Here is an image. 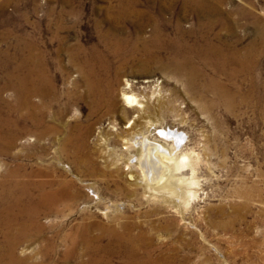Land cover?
Returning <instances> with one entry per match:
<instances>
[{"label":"rangeland","instance_id":"rangeland-1","mask_svg":"<svg viewBox=\"0 0 264 264\" xmlns=\"http://www.w3.org/2000/svg\"><path fill=\"white\" fill-rule=\"evenodd\" d=\"M128 2L0 0V119L23 123L7 106L22 81L29 85L34 52L48 62L54 89L44 134L22 135L0 152V181L13 193H5V204L22 201L26 213L44 207L41 230L27 222L15 256L22 264H85L88 249L110 245L116 233L136 253L147 251L149 264H264V0ZM120 3L137 17L126 12L123 19ZM208 24L211 35L199 29ZM69 52L80 59L120 52L128 62L109 55V73L89 75L91 95ZM144 52L166 63L170 52H222L227 62L218 73L193 57L177 72L156 59L140 65ZM190 68L198 72L193 78ZM211 78L224 84L228 101L203 91ZM124 89L140 107L126 105ZM135 135L189 156L193 175L189 166L177 174L196 177L187 206L167 191L149 196L136 182ZM16 184L28 192L19 197ZM8 230L0 226L1 247L14 233ZM123 259L120 252L111 264Z\"/></svg>","mask_w":264,"mask_h":264},{"label":"bare ground","instance_id":"bare-ground-1","mask_svg":"<svg viewBox=\"0 0 264 264\" xmlns=\"http://www.w3.org/2000/svg\"><path fill=\"white\" fill-rule=\"evenodd\" d=\"M125 3L126 1L124 2V4ZM129 3L130 2H128V5ZM124 4L120 3L119 6V10L122 12V14L123 12H125L123 19L126 18V12L130 15L132 14L131 16L137 17V14L133 13L132 10H130L129 8H125V6L128 5H124ZM130 6H132V3H130L129 7ZM199 7L201 6L198 5V3L195 2L193 3V11L196 13L197 17H198L197 15L198 12H196V10ZM200 25H199V29L203 30L204 33H208L209 35L212 34L211 32H213V25L208 24L205 27H202ZM175 30L177 31L178 34H182V35L186 34L182 31L180 26H177ZM160 31L156 30L155 33L159 35V33H161ZM204 46H206L204 49L207 50L210 47V44L206 42ZM181 47L183 49H187L186 47L183 46ZM177 49L179 50V48ZM88 53L90 54L89 55L84 54V58L82 57V59H80L81 57L80 52H69L68 59L72 62V64L74 63L80 76L82 77L84 76V78H86L88 84L87 91L91 94L92 81L88 79L89 75L93 76V71H95L96 69L104 70L108 74L110 70L108 69V67H111V64L109 62V58H110L109 55L112 57L115 56L116 58H120L121 60H123V63H121V65L123 66L126 62H128L127 61L128 57L125 54H121L120 52H105L103 53L104 56L106 57L105 60L104 56L97 55L98 52H88ZM152 53L153 52H144V55L142 54V59H140L142 61L140 65L145 66L153 59H156V62H159L161 60L159 56L151 55ZM170 54H171L170 62L169 63L159 62V64H161L160 65L161 67H165V68L170 67L172 69H176L177 72H180L182 71V68L184 66L185 68L189 69L191 64L190 65L188 64L191 62V58L193 59V57L194 58L203 57L204 66H210L214 68V70L218 71V73H222L224 70L225 60L224 57L222 56V52H170ZM43 57L44 55L41 52H34L32 57L29 59V61L27 59V61L29 62L27 66L30 67V73H31V76L27 80L29 85H26L22 81L20 85L15 88V94H16L15 105L11 107L9 105L7 106L8 111L10 112L16 111L18 113L23 123H21V125L19 126L15 123V121L12 120L10 121L8 119L7 120L0 119V142L3 143L2 144L3 147H0V152L4 149V147L12 148L15 144L16 139L22 135L36 133L39 136L41 134H44L46 130V127L43 125L42 115L44 109L50 103L49 101L50 96L54 95L53 93L54 89L50 82L51 79H49L50 76L48 75L49 76L48 77L45 71V68L48 67V62H45ZM190 71L187 73V75L191 76L189 78H193L194 74L198 73V72L193 73L194 71L192 70V68H190ZM236 74L237 73H232L228 77L232 78ZM187 83H188L187 85H191L189 83V80ZM202 89L203 91L209 89V91H212L218 95L221 94L226 99V101L230 99L229 93L224 89V84L220 83L215 79L212 78L207 79ZM33 97H39L40 104H34L32 102ZM122 99L124 100L126 105L129 104L131 107H135V106L140 107L138 99L133 94L128 93L125 89L122 93ZM52 100H55L54 97ZM3 140L4 141L6 140L7 143L4 142ZM133 145H136L135 148L137 150V154L135 159L138 167L137 169H139L141 173V178H139L138 180L136 179V182H138L143 186L144 191L148 193L149 196H155L157 194L156 191L158 192L167 191L166 194L168 193L170 195V198L173 199L176 198L178 203H180L178 201V199H180L182 200L181 203L187 206L188 198H193L196 194L195 191L191 190V186L196 185V181L194 180V178L196 177L191 176L190 178L186 179L184 176L178 177L177 174L181 175L182 172L184 171V168L186 167L188 168L189 166L191 170V175H193L194 165L192 163H189L190 162L189 156L186 155V153L172 156L171 154L167 153L166 151L167 149L165 147L164 148L166 150L162 148L163 146H160L156 143H151L148 140H145L140 135H135V140L133 141ZM17 186H18L19 197L24 196L28 192L26 191L25 193V187L27 188V186L16 184L15 187ZM11 190L12 189L6 190L4 188V183L0 181V226H3L4 228H8L9 230H11L12 228L14 232L13 226L16 225L17 228L21 229V233L16 234L14 232L8 234L9 238L5 239L6 245L4 247L0 246V264L23 263L24 260L21 261L18 257L15 256V249L17 244L19 243V238H22L27 232V226H29L27 222H30V224L35 226L36 228L40 227L38 226L37 220L40 212L44 210V207L35 205L30 212L27 211L28 213H26L24 206H22L21 204L22 201L21 203L19 202L20 205H18L17 203L5 204V198H6L5 193L8 196H11L13 194ZM10 206H13L15 208L11 207L12 208L11 210L9 208ZM13 209L17 210V211L15 210L17 214L15 215L13 214L14 211ZM38 230H41V228H39ZM122 237H123L122 235L119 236L118 234L113 233L110 236V241H112V243L110 242V245H107L105 247H101L99 245H95V246L92 245L90 247L91 249H88L91 255H88V259L85 264H111L112 263L111 258L118 255L120 252H122L123 254V258H124L123 264H149L150 261L149 253L145 250L142 253H136V250H134L135 248L131 246L130 242H128V240H123ZM21 253L23 254L26 252L22 251Z\"/></svg>","mask_w":264,"mask_h":264}]
</instances>
